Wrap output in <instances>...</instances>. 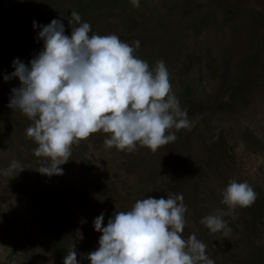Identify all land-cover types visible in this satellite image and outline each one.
Segmentation results:
<instances>
[{"label":"rangeland","instance_id":"374dc122","mask_svg":"<svg viewBox=\"0 0 264 264\" xmlns=\"http://www.w3.org/2000/svg\"><path fill=\"white\" fill-rule=\"evenodd\" d=\"M69 1L0 0V170L13 160L24 167L14 177L0 172V264H64L74 243L77 259L91 264L87 254L102 235L97 216L104 213L107 226L118 209L171 194H182L188 208L182 237L195 233L215 264H264V0H140L138 8L105 0L101 9L89 7V35L116 34L134 48L138 40L134 55L150 69L165 62L190 126L171 129L176 141L155 152L139 144L131 153L108 148L109 134L94 133L72 146L62 175L49 177L37 170L46 158L34 155L31 121L8 107L19 78L4 76L15 71L16 58L29 64L43 49L33 21L49 24ZM239 83L242 101L210 114L213 100ZM233 179L247 181L258 196L223 217L231 229L223 237L200 221L229 210L222 190Z\"/></svg>","mask_w":264,"mask_h":264},{"label":"clouds","instance_id":"9594fccd","mask_svg":"<svg viewBox=\"0 0 264 264\" xmlns=\"http://www.w3.org/2000/svg\"><path fill=\"white\" fill-rule=\"evenodd\" d=\"M130 2L140 6V0ZM69 25L70 36L59 19L47 25L33 21V27L41 29L43 49L29 64L16 58L15 71L4 76L5 81L19 78L8 107L31 121L26 134L38 145L34 155L46 158L37 170L49 177L62 175L60 165L69 161L72 146L100 131L109 134L106 147L129 153L138 144L155 152L175 142L177 136L170 130L188 128L190 122L172 92L165 62L158 60L150 69L134 55L138 40L134 48L116 34L89 35L91 25L76 11L71 12ZM16 170L24 167L13 160L0 172L14 177ZM257 196L247 181L233 179L222 190L221 202L229 210L217 209L200 222L212 233L228 237L231 229L223 217L238 206H251ZM187 211L183 195L171 194L166 199H139L128 211L118 209L107 226L101 213L94 219L95 230L102 233L99 247L87 254L88 259L91 264H215L195 233L182 237ZM76 238H84L79 228ZM75 249V243L68 248L64 264H78Z\"/></svg>","mask_w":264,"mask_h":264},{"label":"trees","instance_id":"16d2710c","mask_svg":"<svg viewBox=\"0 0 264 264\" xmlns=\"http://www.w3.org/2000/svg\"><path fill=\"white\" fill-rule=\"evenodd\" d=\"M42 1V0H41ZM45 1V0H44ZM103 3H106L105 0H70L68 4H65L67 7H61L56 8V16L54 19H59L64 24L65 27L69 26V19L71 18V12L76 11L80 14L82 22H85V14L87 13V9L89 7L92 8H100L104 5ZM63 6V5H62ZM246 59H249L246 57ZM247 61V60H245ZM241 84L235 86V84H232V86L228 87L229 93L221 99H214L213 103L211 104L210 108V114L212 113L215 115V113H222L229 111L232 107L239 104L240 101H242V97H244L243 93L239 91V87ZM247 102V101H246ZM244 101V103H246ZM251 228L255 229V226L253 224L251 225ZM78 264H88L85 260H78Z\"/></svg>","mask_w":264,"mask_h":264}]
</instances>
